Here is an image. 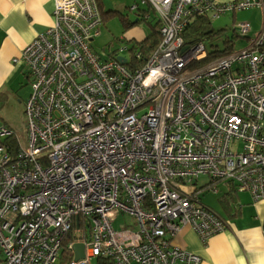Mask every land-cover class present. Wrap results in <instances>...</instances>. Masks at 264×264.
Wrapping results in <instances>:
<instances>
[{
  "label": "built area",
  "instance_id": "obj_1",
  "mask_svg": "<svg viewBox=\"0 0 264 264\" xmlns=\"http://www.w3.org/2000/svg\"><path fill=\"white\" fill-rule=\"evenodd\" d=\"M147 1L161 39L141 63L137 47L134 65L93 49L96 0H54L52 24L13 58L31 91L26 146L0 127V264H201L174 236L206 242L229 222L200 202L196 179L264 200V21L247 46L200 65L205 44L183 38L195 17L264 18V0ZM119 213L135 221L116 228Z\"/></svg>",
  "mask_w": 264,
  "mask_h": 264
},
{
  "label": "crops",
  "instance_id": "obj_2",
  "mask_svg": "<svg viewBox=\"0 0 264 264\" xmlns=\"http://www.w3.org/2000/svg\"><path fill=\"white\" fill-rule=\"evenodd\" d=\"M53 10L54 0H0V127L5 125L11 129L14 137L16 125L7 108L15 102L20 112H24L25 101L30 92L25 94L22 88L30 84L25 69L22 65L14 64L13 58L19 56L20 51L38 33L52 24ZM219 18L222 20L216 29L220 30L221 38L232 39L233 49L247 46L249 38L259 32L264 21L259 8L227 12ZM239 22H245L249 26L244 35L237 29ZM211 25L215 28L212 23ZM137 30L129 29L127 39L142 40L145 36ZM238 38L242 39L240 46L234 48ZM219 183L226 185L217 199L220 208L217 210L205 205L222 214L229 222L228 227L211 235L206 242L192 229L183 228L174 236L173 244L199 255L201 264H264V200L254 201L249 192L237 191L227 181L217 182L216 185ZM231 189H235L234 197L239 204L234 215L224 210L219 201V197Z\"/></svg>",
  "mask_w": 264,
  "mask_h": 264
},
{
  "label": "rangeland",
  "instance_id": "obj_3",
  "mask_svg": "<svg viewBox=\"0 0 264 264\" xmlns=\"http://www.w3.org/2000/svg\"><path fill=\"white\" fill-rule=\"evenodd\" d=\"M100 2L102 4L101 7H99V11L101 12V14L106 13L109 10H119L123 12L131 21L134 20L135 15L133 11L129 10V8L131 9L134 3H140L141 0H100ZM152 18L153 14L151 13L147 20L139 21L132 28L138 29L137 31L140 32L141 35L146 36L150 31V23H154V20ZM221 20L222 18L219 17L211 20V23L213 24L215 29L218 28ZM128 30L129 29L124 30L120 16L118 14L110 13L109 16H107L106 20L102 22L100 28V36L95 38L91 43L93 49L100 55L101 58H104L108 54H112L122 56L130 60L131 52H129L128 49L134 44H137V40L136 38H133L128 41L126 37V33ZM211 39H203V43L208 50L212 49L214 44H217L220 49L224 47L220 38L212 40ZM241 40V38L237 39L236 44H234V48L240 46ZM22 89H24L23 92L25 94L27 92L29 94L30 86L28 84ZM7 112L16 125L15 135L19 144L22 147H25L27 141V121L24 112H20V108L17 104H15V102H12V104L7 108ZM2 126L6 127L5 125ZM209 181V177L200 176L195 181L196 187L199 188ZM193 182L194 181H192V183ZM225 189L226 185L223 183H219L216 185V187L214 186L213 188L207 189L206 191L201 190L200 192H198V194H196V196L200 198L201 203L207 204L212 208L218 210L220 206L217 199ZM134 221L135 219H133L131 216L125 213H119L113 225L116 228H128ZM95 262L96 259H92L91 263L94 264Z\"/></svg>",
  "mask_w": 264,
  "mask_h": 264
},
{
  "label": "trees",
  "instance_id": "obj_4",
  "mask_svg": "<svg viewBox=\"0 0 264 264\" xmlns=\"http://www.w3.org/2000/svg\"><path fill=\"white\" fill-rule=\"evenodd\" d=\"M142 1V6L139 3H135V8L130 9V11L134 12L135 18L134 20H129L127 18V16L119 11V10H109L106 13H102L101 17H102V22H104L107 18V16H109L110 13H116L120 16L121 22L123 24V28L124 30L130 29L132 28L136 23H138L139 21L142 20H147L150 16V14H153V20L154 23H150V31L149 33L142 39L137 41V44H134L133 46H131L128 51L131 52V60H129L127 62L128 65H134L135 62L133 60V50L132 48L137 47L138 49L142 50V58L140 60H138L140 63L143 62L147 55L153 51V49H155V47L157 46L158 42L161 39L160 33H159V19L155 16V12L152 9V6L150 5V3L147 0H141ZM97 2V6L98 8L101 7V2L100 0H96ZM101 13V12H100ZM104 14V15H103ZM214 37V38H212ZM183 38H184V42L187 44H193V43H197V42H203V39H218L220 38L222 41V44L224 45V47L222 49H220L217 44L213 45V48L208 50V54L205 58H203L201 61H199L198 65L206 63L214 58H217L219 56H222L224 54L229 53L230 51L233 50V42L232 39H229L228 37H223L221 38V32L220 30H217L215 28L212 27L211 25V21L208 19H205L204 17H195L193 18L188 26L185 28L184 32H183ZM211 39V40H212ZM130 39H128L129 41ZM109 56H113L112 54H108ZM10 143L13 145L14 144V138L11 139ZM216 183V182H215ZM230 183V182H229ZM213 183L211 182H207L205 184H203L201 187H199L198 189L204 190L206 191L207 189L212 188ZM231 185V183H230ZM232 187H234L232 185ZM235 195V189L234 191L231 189L229 191H227V193L225 195H222L219 197V201L220 204L222 206V208L224 210H226L227 212H229V214H235L238 211L239 208V204L236 203V199L234 197ZM205 205V204H204ZM207 206V205H205ZM209 207V206H207ZM216 212V211H215ZM220 215V214H219ZM222 218L223 215H220ZM71 252L69 250H63L62 251V262L65 263L67 261L71 260ZM67 259V261H65L64 259Z\"/></svg>",
  "mask_w": 264,
  "mask_h": 264
},
{
  "label": "water",
  "instance_id": "obj_5",
  "mask_svg": "<svg viewBox=\"0 0 264 264\" xmlns=\"http://www.w3.org/2000/svg\"><path fill=\"white\" fill-rule=\"evenodd\" d=\"M117 59L123 63L126 62V58L122 56H117ZM74 250V260L77 261L84 256V245L82 243H75L73 246Z\"/></svg>",
  "mask_w": 264,
  "mask_h": 264
}]
</instances>
